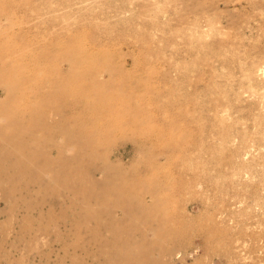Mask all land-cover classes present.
Instances as JSON below:
<instances>
[{"label": "rangeland", "instance_id": "1", "mask_svg": "<svg viewBox=\"0 0 264 264\" xmlns=\"http://www.w3.org/2000/svg\"><path fill=\"white\" fill-rule=\"evenodd\" d=\"M0 2L5 3L2 14L14 12L12 26L6 25L12 30L0 57L18 49L15 59L20 64L25 55H50L45 48L57 41L63 47L78 46V56L85 61L79 70L84 73H101L104 67L120 69L111 81L95 86L85 83L82 90L109 94L110 98L93 101L86 114L114 110L119 120L116 128L105 130L102 137L113 142L111 161L130 178L148 174L145 168L155 161L162 163V168L152 167L153 173L158 171L150 180H164L161 183L168 189L156 197L159 208L149 214L155 217L151 227L142 216L141 220L127 217L126 222L136 221L145 233V245L151 244L148 257L144 255L136 264H264V0ZM34 90L27 88L26 93ZM116 111H129L132 117ZM130 120L151 129L145 136L150 144L141 150H135L140 145L130 138L141 140L147 131L131 127ZM55 140L63 143V139ZM159 142L166 144L161 152L170 155L167 160L157 156L162 147ZM133 162L138 164L131 169ZM28 176L17 179L23 183ZM40 176L48 180L45 172ZM111 182L104 183L102 191L110 192ZM3 185L10 187L8 180ZM15 185V197L35 200L11 210L12 198L4 201L0 192V242L8 237L3 244L9 251L7 262L93 264L92 230L74 227L72 215L60 217L59 201L50 198L53 191L38 194V187L22 184L19 194ZM121 199L110 193L106 201ZM102 208L94 206L93 211ZM103 210L122 218L114 207ZM180 214L188 216L187 224L174 221ZM50 216L59 218L55 226L48 224ZM25 218L30 220L24 222ZM162 223L171 236L176 235L171 241L159 238ZM98 234L108 233L100 230ZM28 240L39 246L26 254ZM74 242L81 248H75ZM174 247L172 257L167 252ZM74 258L81 262L73 263Z\"/></svg>", "mask_w": 264, "mask_h": 264}, {"label": "bare ground", "instance_id": "2", "mask_svg": "<svg viewBox=\"0 0 264 264\" xmlns=\"http://www.w3.org/2000/svg\"><path fill=\"white\" fill-rule=\"evenodd\" d=\"M2 3L4 2H0V9H2ZM12 14L0 12V49L2 47L4 49L5 37H8V33L12 30V28L6 27L12 23ZM16 34L18 35L17 32ZM24 47L26 49V45ZM65 47L57 41L52 42L46 48L44 47L50 55H34V57L25 55L26 58L22 57L20 64L15 59L18 49H15L16 53L10 50L11 54H6L8 58L3 55L0 57V192H2L1 195L3 194L2 198L4 201L12 198L14 203L11 204L10 209L14 210L20 203L24 205L27 201L35 200L33 197L29 199L22 196L15 197L17 192L15 183L18 184L19 194H21L22 184L25 187H38L36 190L38 194L51 190L53 192L50 198H56L59 201L60 217L72 215L74 227L83 226L92 230L95 249L93 253L96 252L90 256L93 264L139 263L144 255L148 257L151 244L145 245L147 243L145 233L136 226V221H126L128 216L133 219L142 216L145 224L151 227L155 217L149 214L155 209L158 211L159 208L156 197L168 189L167 185L163 184L164 180L158 179L163 183H153L150 180L151 176H155L154 173L158 171L155 169L156 171L153 173L152 167L162 168V163L156 161L151 163L149 167L145 168V172L148 174L145 173L144 176L134 175L131 172L133 177L130 178L131 174L128 175L124 168L118 167L117 163L109 159L113 142L109 138H102L103 132L108 129L115 130L118 118L113 116V109L91 111V114H86L93 101L107 99L109 94L106 90L84 91L82 87L86 85L85 83H91L87 86L103 85L113 79L115 70L119 71L120 69L104 67L101 73H84L79 70L85 61L81 56H78V46ZM5 51L7 53L8 50ZM3 67L4 69L1 70ZM11 68L14 70L11 71ZM22 68H29V71L24 72L21 70ZM43 69H47V71L42 72ZM101 76H107V79L105 80ZM27 88H35V90L30 95V93H26ZM116 114L132 117L129 111H116ZM108 117L115 119L112 120ZM128 125L147 131L142 133V139L139 137L141 140L130 138L131 142L140 145L135 150H141L144 144H150V139L145 137L151 131L150 128L143 129L140 123L134 120H130ZM80 130L83 132L82 136L79 135ZM41 135H45V137L41 139ZM55 138L63 139V143H58ZM158 144L162 147L157 156H163L167 160L170 155L165 154L164 151L161 152V149H166V144L160 142ZM102 146H104L103 149ZM74 150L75 152H73ZM69 151L71 152L68 153ZM85 158H89L90 161L87 163ZM100 162L101 164L97 165ZM136 164L138 163L133 162L130 168L135 167ZM83 169H86V172ZM44 172L48 176L47 181L40 176ZM23 175L29 176L28 179H23L22 183V179L19 178ZM98 175L100 177H97ZM17 177L19 178L17 179ZM3 179L8 180L10 187H3ZM111 179L114 180V183L111 182ZM124 179H130L129 183H124ZM109 181L111 182L110 192L102 191L104 183ZM54 185H57L56 189H54ZM184 185L182 183L181 187ZM140 190L141 194L138 193ZM128 192L131 193L130 196H126ZM110 193L113 196L117 195L118 198L121 196L122 199L117 203H108L106 198ZM147 197L153 202L150 203V201L147 202L149 204H146ZM76 199L81 201L80 204L74 201ZM36 204L43 206L44 202L37 201ZM94 206L114 207L123 214L122 218L121 220L115 219L103 208L93 211ZM2 214L3 212L0 211V215ZM184 214L178 215L174 221L185 224L188 221V216L186 218ZM103 216L107 218L104 220ZM29 220L25 218L24 222ZM58 220L59 218L56 216H50L48 224L55 226L59 222ZM160 225L162 226L158 228L159 238L171 241V237L176 235L171 236L165 230L166 224ZM100 230L106 231L108 234L100 236L98 234ZM7 238L6 235L3 236L0 242V264H9L6 259L9 251L7 252L3 247ZM14 240L11 245L12 249L15 246ZM25 243L29 245L26 254L38 249L39 242L37 241L28 240ZM32 243L33 245H30ZM72 245L75 248L80 247L75 242ZM138 249H143V251ZM173 251H176L175 247L167 254L169 255ZM86 257L89 255L87 254ZM72 261L73 263L81 262L78 258H74ZM147 264L157 263L154 261Z\"/></svg>", "mask_w": 264, "mask_h": 264}]
</instances>
